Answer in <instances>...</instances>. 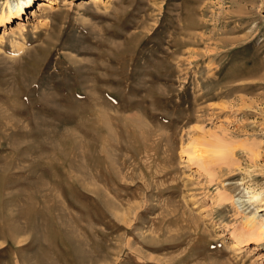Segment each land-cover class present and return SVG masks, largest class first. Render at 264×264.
Returning <instances> with one entry per match:
<instances>
[{"label":"rangeland","instance_id":"374dc122","mask_svg":"<svg viewBox=\"0 0 264 264\" xmlns=\"http://www.w3.org/2000/svg\"><path fill=\"white\" fill-rule=\"evenodd\" d=\"M9 1L0 264H264V0Z\"/></svg>","mask_w":264,"mask_h":264},{"label":"bare ground","instance_id":"6f19581e","mask_svg":"<svg viewBox=\"0 0 264 264\" xmlns=\"http://www.w3.org/2000/svg\"><path fill=\"white\" fill-rule=\"evenodd\" d=\"M9 2H10L9 0H3L2 5L0 6V25L3 24V21L6 17V10L5 9L8 8L10 10ZM16 6H17L16 8L18 10H20V5L17 4ZM21 28H22V26H21ZM18 29H20V28H18ZM88 97H91V96L88 95ZM214 153H215V151H214ZM187 158H188V160H193L194 161V162L192 161L193 164H196L198 166H201V164H202V162L200 164L199 158L193 159V156L191 154H188ZM247 193H249V191H247ZM224 197L227 199L229 197V195L226 193L224 195ZM231 197H232V201L236 204V206H238V205L241 207L244 206V203L242 202L244 199H242L240 196L234 197V195H233V196H230L229 198H231ZM246 201H249L250 203L251 202L254 203L252 206L253 207L252 209H254V211L253 212L248 211V212H244L242 214V224L248 229V233L250 235L255 236L254 244H256V245L263 244L264 245V216H261L260 219H257V217L255 216L256 212L264 210V201L261 198H259V194L253 193V192H252L251 196L246 199ZM241 203H243V204H241ZM242 210H244V208L240 209V211H242ZM231 235H233V234H231ZM235 236H232V237H235ZM234 239H236V241L238 242L239 236L235 237Z\"/></svg>","mask_w":264,"mask_h":264}]
</instances>
